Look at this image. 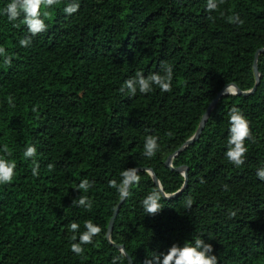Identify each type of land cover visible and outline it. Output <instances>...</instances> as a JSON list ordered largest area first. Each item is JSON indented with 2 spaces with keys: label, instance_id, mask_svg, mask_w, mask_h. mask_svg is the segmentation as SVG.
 <instances>
[{
  "label": "trees",
  "instance_id": "16d2710c",
  "mask_svg": "<svg viewBox=\"0 0 264 264\" xmlns=\"http://www.w3.org/2000/svg\"><path fill=\"white\" fill-rule=\"evenodd\" d=\"M10 2L0 0V47L11 57L9 66L0 55V157L17 167L12 182L0 185V264H112L117 257L116 264H129L118 247L132 264H144L174 244L195 246V238L212 245L217 264H264V180L257 177L264 169V53L255 91L223 94L199 138L185 144L222 89L254 88L264 0H214L212 11L208 0H78L72 15L64 12L71 0H61L47 9V31L35 36L23 15L10 22L3 14ZM236 15L242 24L229 22ZM164 65L172 67L171 91H120L138 71L164 75ZM233 107L252 134L239 167L225 155ZM149 135L159 144L151 158L144 154ZM30 145L36 155L25 158ZM133 168L140 180L107 238L121 200L110 181L119 186ZM85 179L86 192L79 189ZM154 189L163 208L151 216L142 201ZM81 196L91 209L79 206ZM86 221L102 231L77 254L72 244Z\"/></svg>",
  "mask_w": 264,
  "mask_h": 264
},
{
  "label": "clouds",
  "instance_id": "9594fccd",
  "mask_svg": "<svg viewBox=\"0 0 264 264\" xmlns=\"http://www.w3.org/2000/svg\"><path fill=\"white\" fill-rule=\"evenodd\" d=\"M61 3V0H11L10 3L6 5L3 9V14L7 15L8 20L16 21L20 19L23 15L21 23L27 26L28 31L32 36L38 35L42 32L47 31L48 25L45 23V19L49 17V12L47 9ZM220 3H223V0H220ZM80 8L78 0H71L64 8V12L68 15L76 13ZM207 8L209 11L215 10L217 4L214 0H208ZM229 22H239L243 23L240 20L239 16L229 18ZM15 26V25H14ZM21 47H28L31 44V38H21L20 41ZM0 55H4V64H11V57L6 56L5 48L0 47ZM164 75L160 74H149L147 77L144 76L143 72H136L133 78H130L125 81L124 86L120 89L123 92L126 89L129 90L130 94L135 96L137 90L142 94H147L153 90V85L158 86L162 91L169 92L171 91V84L173 78L172 67L169 65H164ZM226 92H230L233 95L235 89L227 88ZM11 102V98H9ZM36 109L33 108V111ZM230 130L228 138V150L225 153L226 158L229 162L239 167L244 164V157L248 151L245 146V140L251 139V129L249 126V121L244 117L240 109L233 107L230 111ZM159 149L158 137L149 135L145 138L144 144V154L151 158L153 157L157 150ZM35 145H30L26 148L23 155L25 158H32L36 155ZM4 152L8 153L7 147L4 148ZM11 155V153H8ZM16 162L14 160H9L5 157H0V185L9 184L12 182L15 176ZM39 165L33 168V175H37ZM53 166L49 165L51 169ZM138 169H129L125 170L121 176L122 181L119 186H117L116 181H110V187L118 189L121 199H124L130 195L129 188L133 182L138 183L140 177L138 175ZM257 177L260 180H264V169H259L257 171ZM91 187L90 182L85 179L82 180L79 189L84 190L85 192ZM162 198V193L154 189L150 194H148L142 201V206L145 212L148 215L155 216L162 210V205L160 200ZM74 203H76L74 201ZM79 206H84L88 209H91L92 204L87 196H81L78 199ZM188 204L191 205V200H188ZM86 229L85 232L79 235L80 243L72 244V251L77 254H82L84 249L81 247L83 244H90L93 242V237L98 235L102 229L94 225L91 221H86L84 224ZM79 229V225L75 222L71 223L70 230L76 232ZM73 240L76 239L75 236L72 237ZM195 246L192 245V242H185L184 245L178 246L173 245L167 252L166 255L162 256L154 254L151 259H146L144 264H217V257L215 255H209L213 251L211 244H204L203 239L195 238ZM117 258H113L112 264H116Z\"/></svg>",
  "mask_w": 264,
  "mask_h": 264
},
{
  "label": "water",
  "instance_id": "95a60500",
  "mask_svg": "<svg viewBox=\"0 0 264 264\" xmlns=\"http://www.w3.org/2000/svg\"><path fill=\"white\" fill-rule=\"evenodd\" d=\"M261 53H264V49L258 50V51L255 53V55H254L253 71H254L255 78H256V84H255L254 88H253L251 91H249V92H242V91L236 90V87H235L234 85H229V86H226L224 89H222V91H221V92H220V93H219V94H218V95L212 100V102H211V104H210L208 110L206 111L205 115L202 117V119H201V121H200L199 128H198L197 132L195 133V135H193V137H192L191 139H189L185 144H192V143H194V142L199 138L200 133L202 132V130H203V128H204V124H205V121H206V117H207L208 114H209V111H210L211 106L215 105L216 102H217V100H218L223 94L226 95V96H227V95H233V94L230 93V92H226V89H227V88H233V89H235V93H236V94H234V95H236V96H248L249 94H252V93L255 91V89H256V85L258 84V77H259V75H258V73H257L256 60H257L258 55L261 54ZM167 166L171 167V164H170L169 161H167ZM176 171L179 172L180 170H176ZM182 174H183V176H184L185 179H186V171L182 172ZM154 183L157 184L156 179H154ZM122 202H123V199H121V200L119 201V203H118V205H117V207H116V209H115V211H114V213H113V215H112V217H111V219H110V221H109L108 229H107V238H109V234H110V232H111V229H112V226H113L114 220H115V218H116V216H117V214H118V211H119V209H120V206H121ZM118 249H120L121 253H123V254L125 255V257H126L128 263H129V264H132L130 258L124 253V249H123V247H121V248L118 247Z\"/></svg>",
  "mask_w": 264,
  "mask_h": 264
}]
</instances>
